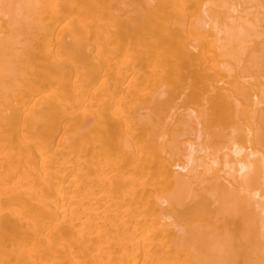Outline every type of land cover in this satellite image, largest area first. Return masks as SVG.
<instances>
[{
	"label": "bare ground",
	"instance_id": "obj_1",
	"mask_svg": "<svg viewBox=\"0 0 264 264\" xmlns=\"http://www.w3.org/2000/svg\"><path fill=\"white\" fill-rule=\"evenodd\" d=\"M0 264H264V0H0Z\"/></svg>",
	"mask_w": 264,
	"mask_h": 264
}]
</instances>
